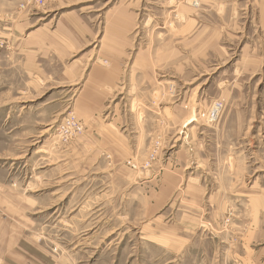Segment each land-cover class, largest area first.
I'll use <instances>...</instances> for the list:
<instances>
[{"label": "rangeland", "instance_id": "1", "mask_svg": "<svg viewBox=\"0 0 264 264\" xmlns=\"http://www.w3.org/2000/svg\"><path fill=\"white\" fill-rule=\"evenodd\" d=\"M0 264H264V0H0Z\"/></svg>", "mask_w": 264, "mask_h": 264}, {"label": "bare ground", "instance_id": "2", "mask_svg": "<svg viewBox=\"0 0 264 264\" xmlns=\"http://www.w3.org/2000/svg\"><path fill=\"white\" fill-rule=\"evenodd\" d=\"M219 111V108L217 107H213L210 111V114H209V118L208 120L209 121H214L216 119V116H217V113ZM42 151V150H41Z\"/></svg>", "mask_w": 264, "mask_h": 264}]
</instances>
